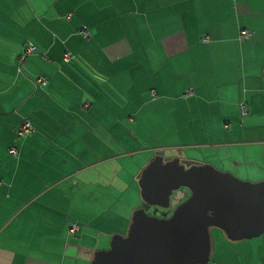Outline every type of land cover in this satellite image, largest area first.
<instances>
[{
	"label": "crops",
	"instance_id": "0c3cea01",
	"mask_svg": "<svg viewBox=\"0 0 264 264\" xmlns=\"http://www.w3.org/2000/svg\"><path fill=\"white\" fill-rule=\"evenodd\" d=\"M161 151L264 179V0H0V264H91Z\"/></svg>",
	"mask_w": 264,
	"mask_h": 264
},
{
	"label": "water",
	"instance_id": "95a60500",
	"mask_svg": "<svg viewBox=\"0 0 264 264\" xmlns=\"http://www.w3.org/2000/svg\"><path fill=\"white\" fill-rule=\"evenodd\" d=\"M142 199L127 234L111 237L108 249L94 253L91 264H209L210 227L229 240L264 234V180L250 182L211 164L157 152L136 176ZM181 188L190 195L158 218L151 207L169 209Z\"/></svg>",
	"mask_w": 264,
	"mask_h": 264
},
{
	"label": "rangeland",
	"instance_id": "374dc122",
	"mask_svg": "<svg viewBox=\"0 0 264 264\" xmlns=\"http://www.w3.org/2000/svg\"><path fill=\"white\" fill-rule=\"evenodd\" d=\"M177 140L178 139H173V142H177ZM165 141L167 143H170L171 139L167 138L165 139ZM188 142H200V139H193V140L188 139ZM173 154H175V152L173 153L167 152L166 158H169ZM247 177L248 176L246 175H241L238 178H241L242 180H246L250 182L261 181V180L252 181L250 179H247ZM189 195H190V190L187 188H181L178 191L174 192L171 196L170 210H173L178 204H180L182 201L188 198ZM141 203L140 204L138 203L139 207L141 206ZM163 211H167V210L160 209V208L156 209V208L151 207L147 213L151 216H155L158 218H164L166 215L162 214ZM133 212L134 210L130 213V210L128 209L125 212V216L126 217L132 216ZM126 229L128 230L127 227ZM127 230H126V234H127ZM209 233H210V244H211L209 264H250V262H252L253 260L258 261L259 258L264 260V234L256 238H252V239L231 241L228 239L226 234L219 228L210 227ZM257 242L259 244H256ZM109 245H110V241H109L108 246ZM101 250H105V249H101ZM251 251H253V256H250Z\"/></svg>",
	"mask_w": 264,
	"mask_h": 264
},
{
	"label": "built area",
	"instance_id": "2783aa9c",
	"mask_svg": "<svg viewBox=\"0 0 264 264\" xmlns=\"http://www.w3.org/2000/svg\"><path fill=\"white\" fill-rule=\"evenodd\" d=\"M68 17V16H67ZM80 33L85 37V38H88L89 37V32L86 28H83L80 30ZM248 32L243 30L241 31L240 33V38L241 39H246L248 37ZM35 50V47L33 44L31 43H28L27 46L25 47L23 53L20 55V67L21 65L23 64V62L26 60L27 56L28 55H31L33 54ZM65 59L66 60H69L70 59V53H66L65 54ZM46 79L44 77H39L37 80H36V83L40 86H44L46 85ZM152 95H155V92L154 91H151ZM241 109L243 112L246 111V106L245 105H242L241 106ZM33 127L31 125V123L29 121H24L16 130V136L17 137H23V136H26L30 133L33 132ZM8 153L10 155H13V156H16L17 155V150L14 146H10L9 149H8ZM79 227L76 223H70L69 224V234H72L74 235L77 231H78Z\"/></svg>",
	"mask_w": 264,
	"mask_h": 264
},
{
	"label": "flooded vegetation",
	"instance_id": "af4514ba",
	"mask_svg": "<svg viewBox=\"0 0 264 264\" xmlns=\"http://www.w3.org/2000/svg\"><path fill=\"white\" fill-rule=\"evenodd\" d=\"M150 210V209H149ZM167 211H163V215H166L165 217H169L170 215H171V212H172V210H170V208L169 209H166ZM170 213V214H169Z\"/></svg>",
	"mask_w": 264,
	"mask_h": 264
}]
</instances>
